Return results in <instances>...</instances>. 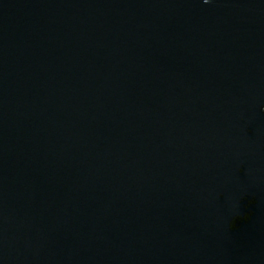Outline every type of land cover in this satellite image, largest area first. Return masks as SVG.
Returning a JSON list of instances; mask_svg holds the SVG:
<instances>
[{
  "label": "water",
  "instance_id": "water-1",
  "mask_svg": "<svg viewBox=\"0 0 264 264\" xmlns=\"http://www.w3.org/2000/svg\"><path fill=\"white\" fill-rule=\"evenodd\" d=\"M261 107L264 0H0V264H264Z\"/></svg>",
  "mask_w": 264,
  "mask_h": 264
},
{
  "label": "clouds",
  "instance_id": "clouds-1",
  "mask_svg": "<svg viewBox=\"0 0 264 264\" xmlns=\"http://www.w3.org/2000/svg\"><path fill=\"white\" fill-rule=\"evenodd\" d=\"M203 2L205 3V4H208V3H210L211 2V0H203ZM261 112H264V107H261ZM241 171H243V169H241ZM249 219V217L248 216H244V217H240V216H237V217H235L234 219H233V221L229 224V229L230 230H235L236 229V225H237V221H244V222H246L247 220Z\"/></svg>",
  "mask_w": 264,
  "mask_h": 264
}]
</instances>
